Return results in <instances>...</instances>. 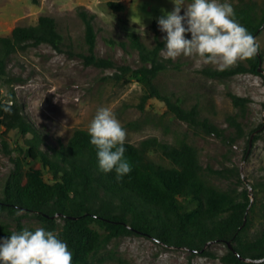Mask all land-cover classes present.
<instances>
[{"label": "trees", "instance_id": "obj_1", "mask_svg": "<svg viewBox=\"0 0 264 264\" xmlns=\"http://www.w3.org/2000/svg\"><path fill=\"white\" fill-rule=\"evenodd\" d=\"M107 4L114 11L124 9L122 3ZM232 7L236 19L255 38L264 27V0L261 4L256 0H239ZM79 14L85 24L87 63L116 67L111 59L95 54L94 15L85 11ZM127 36L140 64L135 69L118 66L121 73L115 77L125 83L131 78L137 79L144 91L141 108L148 99L158 98L175 118L191 127L222 139L227 137L230 142L244 136L238 114L229 117L234 133L226 136L208 118H200L198 105L186 108L182 98L159 87L156 79L170 61L161 56L164 39H159L157 33L155 44L150 48L139 34L130 32ZM41 44L59 52L66 46L55 19L47 15H41L35 25L16 26L8 35H0V81L10 87L8 98H3L0 90V127L3 136L10 131L24 136V145L18 146L17 155L11 157L13 168L0 185V213L12 220L0 221V239L24 229L34 231L37 227L23 222L24 215L33 214L42 228L53 231L67 243L73 254L72 264H102L105 257L99 255L111 240L130 235H145L169 247L210 256L213 254L206 249L209 244L223 242L228 247L221 257L224 264H264V229L254 237L247 235L254 211L247 190L236 194L210 184L203 174L196 148L185 139H178L176 143L156 137L145 138L138 144L126 141L125 158L131 163L132 172L119 182L114 172L105 174L99 170L96 149L90 145L85 129H75L66 144L43 148L46 139L24 115L12 87L18 78L9 70L10 60L16 53ZM262 61L263 54L257 52L245 60L246 64L239 63L226 70L203 68L200 72L214 79L242 73L263 75ZM229 96L243 114L248 99L233 93ZM5 105L11 108L10 114L2 110ZM27 135L30 137L26 138ZM2 144L4 151L11 155L5 139ZM152 151L165 157L169 164L153 160ZM44 170L50 174L51 181L44 178ZM114 256L108 255L111 259Z\"/></svg>", "mask_w": 264, "mask_h": 264}, {"label": "rangeland", "instance_id": "obj_2", "mask_svg": "<svg viewBox=\"0 0 264 264\" xmlns=\"http://www.w3.org/2000/svg\"><path fill=\"white\" fill-rule=\"evenodd\" d=\"M110 1L122 3L124 9L114 11L107 4ZM238 1L227 0L231 5ZM190 2L185 0V4ZM173 8L171 0H0V35H8L16 26L35 25L41 15H47L55 19L66 44L62 52L41 44L16 53L9 63V70L18 78L12 83L13 90L26 118L44 135L43 148L66 144L77 128L87 130L101 107L110 108L120 121L127 132V142L138 144L148 137L169 143L185 139L196 148L203 174L210 184L236 194L247 190L254 207L247 235L254 237L264 229V27L255 37L258 52L263 54V75L242 73L214 79L200 70L218 67L203 64L196 67L195 58L180 56L168 59V68L156 79L162 90L182 98L186 108L198 105L200 118H208L223 129L226 136L234 133L229 117L238 114L245 134L230 142L227 137L207 134L175 118L158 98L148 99L141 108L144 91L137 79L131 78L125 83L115 77L116 73H121L118 66L135 69L140 64L137 52L129 45L128 33L135 32L147 47L154 46L156 33L159 39L166 36L158 26V19ZM80 11L94 15L96 56L111 59L116 67L87 63L85 24ZM153 23H156L155 28ZM239 63L246 64L244 60L235 65ZM9 88L0 81L3 98H8ZM229 93L248 99L243 114L233 105ZM2 133L0 127V185L13 168L11 157L17 155L16 148L24 145V136L16 131L6 136ZM3 139L9 144L11 155L4 151ZM150 156L159 163L169 164L157 152H150ZM30 165L36 163L30 162ZM44 178L51 181L46 170ZM0 221L12 220L0 213ZM23 222L27 226L41 227L33 214L24 215ZM206 249L213 255L192 254L145 235H130L111 240L99 257H105L102 264H224L221 257L228 251L226 243L214 242ZM111 254L115 255L112 259L108 257Z\"/></svg>", "mask_w": 264, "mask_h": 264}, {"label": "clouds", "instance_id": "obj_3", "mask_svg": "<svg viewBox=\"0 0 264 264\" xmlns=\"http://www.w3.org/2000/svg\"><path fill=\"white\" fill-rule=\"evenodd\" d=\"M171 2L173 10L164 12L158 19L160 30L166 33L161 50L164 59L184 56L195 58L196 67L203 64L226 70L258 52L255 38L236 19L235 10L227 0ZM2 110L11 113L7 105ZM87 131L102 173L114 172L119 182L132 172V165L125 158L127 132L110 108H99ZM72 260L67 243L42 227L13 232L0 239V264H72Z\"/></svg>", "mask_w": 264, "mask_h": 264}, {"label": "water", "instance_id": "obj_4", "mask_svg": "<svg viewBox=\"0 0 264 264\" xmlns=\"http://www.w3.org/2000/svg\"><path fill=\"white\" fill-rule=\"evenodd\" d=\"M259 69L261 70V68L259 67ZM228 246L229 248H231V244H230V241L228 242ZM245 260V259H244Z\"/></svg>", "mask_w": 264, "mask_h": 264}]
</instances>
